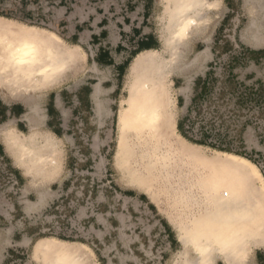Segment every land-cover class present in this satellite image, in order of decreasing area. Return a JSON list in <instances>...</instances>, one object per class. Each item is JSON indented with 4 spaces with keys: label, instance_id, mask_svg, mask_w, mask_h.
<instances>
[{
    "label": "rangeland",
    "instance_id": "rangeland-1",
    "mask_svg": "<svg viewBox=\"0 0 264 264\" xmlns=\"http://www.w3.org/2000/svg\"><path fill=\"white\" fill-rule=\"evenodd\" d=\"M159 1L133 4L136 10L128 11L127 17V0H0V19L23 24V34L33 32L36 41L71 58L64 78L39 90L43 129L59 137L57 174L43 182L25 174L5 151L0 136V264H39L32 248L40 238L77 244L82 247L78 254H89L84 264H180L181 229L173 222L179 208L176 177L183 179L191 171L203 178L220 176L224 192L240 183L238 197L253 203L252 168L261 172L264 182V45H251L242 38L250 19L257 16L256 4L221 0L203 33L193 36L182 63H192L205 48L210 55L169 76L173 103L163 104L161 129L150 144L127 126L132 112L127 106V74L144 52L160 47ZM131 19L138 28L127 30ZM144 38L156 39L157 49L144 50ZM198 78L207 82L205 91L195 89ZM95 84L102 91L101 119L90 97ZM30 96L13 99L0 93V126L11 121L27 133L26 104L35 100ZM15 104L22 110L8 114ZM213 117L210 134L225 129L230 145L256 164L246 158L249 165L226 162L232 169L222 170L225 162L216 157L222 151L193 144L177 131V122L184 118L188 134L199 139L201 126ZM27 120L36 123L33 114ZM241 129L243 147L238 143ZM153 146L166 151L163 161H157L162 152ZM41 193L47 196L45 204L32 207ZM162 199L171 205L169 209L164 203V209L158 207ZM248 219L255 231L264 227V211L255 210Z\"/></svg>",
    "mask_w": 264,
    "mask_h": 264
},
{
    "label": "bare ground",
    "instance_id": "bare-ground-1",
    "mask_svg": "<svg viewBox=\"0 0 264 264\" xmlns=\"http://www.w3.org/2000/svg\"><path fill=\"white\" fill-rule=\"evenodd\" d=\"M257 1L263 11L262 15L258 19H252L246 29V34H249L251 39L248 43L255 46L264 45V33L260 24L264 17V0ZM159 2H161V12L158 16L160 47L156 51L144 52L136 63L129 65L127 74V106L132 108V112L129 113L131 117L127 118V126L135 136L139 133L151 142L150 144L161 129L160 110L162 111L163 104L165 106L173 103L169 94L171 88L167 89L171 85L169 76L188 68L190 64L198 63L200 58L202 61L208 59L210 55L208 48L193 57L192 63H182L181 57L193 36L203 33L212 17L211 14L221 4V0ZM24 28L23 24L15 21L0 19V93L3 97L13 99L32 94L30 97L35 100L26 105L28 115L33 114L36 123L29 121V131L22 133L11 121L5 122L0 126V136L4 149L13 157L14 162L20 164L22 160L25 174L32 178L47 179L57 174L60 168L61 149L59 138L41 127L45 115L40 104L43 95L39 90L57 78L58 81L64 78L68 67L67 58H70V55L60 49L55 51L46 42L41 44V41H36L33 32L23 34L26 30ZM101 93L99 84H95L90 97L95 115L99 119L104 112L100 100ZM181 143L185 142L179 140V144ZM153 148L162 152L158 154L157 161H163L166 151L156 146ZM216 157L221 159L222 164L225 162L223 165L230 163L233 166L244 167L248 164L245 157L232 153L221 152L216 154ZM231 165H225L220 169H232ZM177 167L176 163L174 169ZM186 168L192 170L191 165ZM252 171L256 180L257 199L254 198L251 204L238 197L240 183H235L237 187L232 191L227 189L225 190L227 192H224L221 191L225 185L220 176L214 179L203 178L201 174L191 171L185 174L183 179L176 177L179 208L173 222L181 229L180 264H215L218 258L223 259L225 264H232L238 256L246 253L245 250L252 243L255 230L252 229L253 222L248 218L255 210L264 211L262 174L256 167L252 168ZM162 201L163 199L158 207L162 209L165 205L167 209L171 207ZM263 235L262 232L258 238H262ZM46 239L48 241L40 244V251L44 259L45 256L49 258L45 260L48 264H84L90 260L87 252L78 254L82 247H77L75 243L64 244L56 238Z\"/></svg>",
    "mask_w": 264,
    "mask_h": 264
},
{
    "label": "crops",
    "instance_id": "crops-1",
    "mask_svg": "<svg viewBox=\"0 0 264 264\" xmlns=\"http://www.w3.org/2000/svg\"><path fill=\"white\" fill-rule=\"evenodd\" d=\"M146 1L147 0H127V17L129 16V14H128V11H130V13H133L132 12V8L134 9V10H136V6H133V4H141V3H146ZM253 2L256 4V7H257V16H255V12H254V16L255 17H252L251 19H250V21H249V23H248V25L250 24V22H251V20L252 19H258V18H260L261 17V15H262V9L260 8V6H259V3H258V1L257 0H253ZM221 11V10H220ZM135 18H137V19H139L138 17H135ZM143 19H144V16H142V17H140V21L138 22V24L140 23H142V21H143ZM263 21H264V17H263V20H262V22L260 23L261 24V26H262V30H263V33H264V27H263ZM248 25L246 26V29H247V27H248ZM131 26H133L134 28H138V26L136 25V24H134L133 22H132V19L130 20V23H129V27L127 26V30H131L132 28H131ZM139 27H141V25H139ZM142 29H143V27H141ZM246 29H245V31H246ZM122 30H124V29H122ZM245 34H246V32H245ZM245 37V40L244 41H246V42H249V41H251V39H250V36H249V34H246V36H244ZM243 37V38H244ZM242 38V39H243ZM145 39V38H144ZM145 41H147V43H146V45H145V48H144V50H146V49H157L156 48V44L158 43V41L156 40V39H151V38H149V39H145ZM151 42V43H150ZM143 51V50H142ZM13 107H15V109L13 108ZM19 107V108H18ZM22 109V106L21 105H13V106H11L7 111H8V114H14L16 111H18L19 109ZM28 115V113L27 114H25L24 115V118H25V120L27 121V123L29 124V122H28V120H27V118L25 117V116H27ZM44 120H45V118H44ZM44 120H43V124H44ZM42 126V125H41ZM44 126V125H43ZM42 126V127H43ZM16 128V127H15ZM17 129V128H16ZM47 129V128H46ZM18 130V129H17ZM48 130V129H47ZM18 131H20V130H18ZM50 131V130H49ZM22 132V131H21ZM51 133H53L52 131H50ZM22 133H24V132H22ZM54 134V133H53ZM55 135V134H54ZM56 136V135H55ZM57 137V136H56ZM57 138H59V137H57ZM6 151V150H5ZM7 152V151H6ZM8 153V152H7ZM8 155H9V157L10 158H12L13 159V157L12 156H10V154L8 153ZM18 156V155H17ZM13 161H14V159H13ZM20 164H18V162H14V164H16L17 166H19V167H21V168H23V165H22V160H21V162H19ZM52 177H48L47 179H40L42 182L43 181H49L50 179H51ZM131 191H134L133 189H130ZM142 196H144V198L145 199H147V197L145 196V195H143L142 193H140ZM46 200H47V196L46 195H44L43 193H41V194H39V197H38V199H37V201L35 202V203H31V206L32 207H35V208H39V207H41V206H43L44 204H45V202H46ZM148 200V199H147ZM150 204H152L151 202H150ZM152 206H154L155 207V205H153L152 204ZM28 208V210H30V206H28L27 207ZM156 208V207H155ZM156 210H157V208H156ZM157 212H158V210H157ZM158 214H161V213H159L158 212ZM172 230V229H171ZM255 231V230H254ZM173 232V231H172ZM264 233V227H262L261 229L260 228H258V231H255L254 233H253V236H252V243L250 244V246L249 247H247V249L245 250L246 251V253L245 254H243V255H241V256H238V258L236 259V261L235 262H233L232 264H264V235H263V237L262 238H258V234H261V233ZM256 233H257V235H256ZM60 240V239H59ZM177 240V239H176ZM46 242V241H48L46 238H40V239H38L35 243H34V245H33V248H32V255H33V257L38 261V263L39 264H48V262H46L45 260H49V258H47L46 256H45V259H44V256H43V253H41V245L40 244H42V242ZM60 242L62 243V242H64V244H67V243H73V242H67V241H64V240H60ZM178 242V241H177ZM61 243H59V244H61ZM74 244V243H73ZM56 247H58V246H56ZM255 248V249H254ZM222 263V264H225V261L223 260V259H221V258H218V259H216V261H215V264H218V263ZM228 262H230V261H228ZM172 264H174V262L172 263Z\"/></svg>",
    "mask_w": 264,
    "mask_h": 264
},
{
    "label": "trees",
    "instance_id": "trees-1",
    "mask_svg": "<svg viewBox=\"0 0 264 264\" xmlns=\"http://www.w3.org/2000/svg\"><path fill=\"white\" fill-rule=\"evenodd\" d=\"M209 76H210V74L208 73L207 77H209ZM206 88H207V82L206 81L202 80L201 78H198L195 81V89H201V91H205ZM258 91H260L259 96H261L263 94V90L260 88ZM240 100L244 101V98L241 97ZM0 105H2L1 101H0ZM13 108H15V107H13ZM21 110L22 109L20 108L18 111H21ZM19 114H20V112H19ZM214 120H215V118L213 117L209 121H207L205 123V125L201 126L199 139H196L195 137L190 136L188 134V131H187V129H185V126H184V118L177 122V131L179 132V134L183 138H185L186 140H188L189 142H191L193 144L201 145L204 147H209V148H212V149L217 150V151H222V152H227V153L239 155V156H242V157L249 159L250 161H252L253 163L256 164L255 160L252 159L250 156H248L244 151H242L241 149L233 148L230 145V141H227L226 132L225 133L223 132V131H225V129H223L218 134H215V135L210 134L211 133V127L213 126V123H215ZM243 130L244 129H241L239 131L238 143H239L240 147L244 146V140L242 139V131ZM209 137L214 138V141H211V140L209 141L208 140Z\"/></svg>",
    "mask_w": 264,
    "mask_h": 264
}]
</instances>
